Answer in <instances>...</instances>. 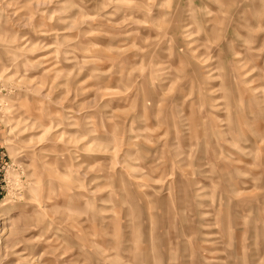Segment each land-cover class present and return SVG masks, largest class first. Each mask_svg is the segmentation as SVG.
Returning <instances> with one entry per match:
<instances>
[{"label":"rangeland","instance_id":"obj_1","mask_svg":"<svg viewBox=\"0 0 264 264\" xmlns=\"http://www.w3.org/2000/svg\"><path fill=\"white\" fill-rule=\"evenodd\" d=\"M0 264H264V0H0Z\"/></svg>","mask_w":264,"mask_h":264}]
</instances>
